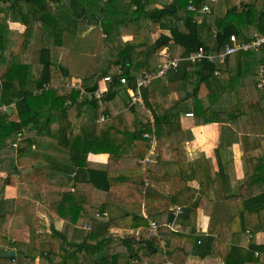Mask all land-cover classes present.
Returning <instances> with one entry per match:
<instances>
[{"label":"trees","instance_id":"1","mask_svg":"<svg viewBox=\"0 0 264 264\" xmlns=\"http://www.w3.org/2000/svg\"><path fill=\"white\" fill-rule=\"evenodd\" d=\"M204 1L0 0V68L5 67L0 76L3 84L0 103L16 104L15 111L9 114L0 112V150L7 146L10 136L19 133L24 139L35 135L52 137L69 151L72 169L84 167L91 152H107L111 161L95 171L96 180L87 179V183L106 193H111L112 187L119 186L121 190L126 186L127 194L138 201L148 197L144 191L149 186L150 174H160V169L156 171L151 162H140L151 146L144 133L152 129V117L158 159L163 161L167 155L180 151L176 158L177 170L172 171L173 174L161 175L175 183L173 193L167 195L165 208L161 209L162 216L157 218L158 234L149 238L116 237L111 232L116 221L131 228L145 225L147 218L125 212V202L122 201V214L116 219L103 220L101 217L106 216L107 205L98 202L95 204L100 210L99 217L94 218L91 230L79 240L55 230L45 239L35 235L31 241L16 240L10 245L16 248V254L4 257L1 255L3 250H0V264H36L37 257H44L50 264H145L147 261L154 264L157 256L161 257L157 260L164 264L168 260L184 264L189 255L201 258L219 256L224 264H264V244L251 243L245 249L230 242L232 237L247 229L252 234L264 230V87L260 88L256 83L258 71L264 65V46L260 50L231 54L223 61L218 58L201 62L182 60L176 68L181 92L178 99L164 101L161 90L155 86L162 78L154 80L144 87L151 93L148 97L151 103L145 100V105L128 104L125 110L99 121L93 134L77 132L70 117V109L77 116L89 110H96L100 115L97 100L85 98L81 92L82 89L95 92L102 77L111 72L112 80L109 90L104 93V104L114 101L122 85L135 86L137 76L127 68L136 56L141 57L136 69L153 72L158 70L160 63L158 49L171 42L183 47V56H189L199 47L207 53L218 54L232 35L245 41L252 38L254 30L264 34V0L239 5L225 0L220 6L221 13L217 12L214 2L207 13L189 10L190 2L201 6ZM8 18L24 23L25 30L12 29ZM81 22L101 24L111 41H119L125 31L134 32L135 36L120 47L123 51L119 60L121 66L117 64L119 67L116 66L115 71L105 69L101 74L84 79L80 87H76L62 81L67 72L59 61V54L51 47L62 43V35L76 29ZM38 25L43 28V46L33 54L29 45ZM157 26L169 28L170 33H161L154 39L151 32ZM115 28L117 34H113ZM138 47L144 48L137 50ZM121 76H126L128 82L121 83ZM45 84H49L48 88L44 87ZM202 86L206 87L207 93L201 96ZM187 101L193 102L195 124L229 123L242 133L247 170L237 193H231L228 172L224 160L219 157L221 148L215 149L217 168L205 155L188 160L181 152L182 142L193 137L190 130L188 135L181 132V114ZM254 110L262 115L259 133L250 131ZM113 162L127 163L131 168L116 173L113 172L116 170ZM5 163L10 164L6 167ZM2 169L7 175L0 177V235L8 231L12 214L3 206L2 191L15 180L17 166L12 159L0 155ZM193 179L199 182V188L188 185ZM74 180L79 181V177ZM219 180L226 189L225 193L229 194L220 197L222 200L211 196ZM45 183H48L47 179ZM128 186H136L138 194L133 195ZM128 199L131 198L125 197V201ZM176 203L184 204L180 213L184 216H190L199 207L206 209L210 214L206 233L192 231L185 234L175 230L169 221L175 217L170 204ZM71 207L76 216L65 213L70 220L68 226L76 224L74 222L84 206ZM58 212L65 217L61 210ZM44 242L50 245L46 252L42 249ZM256 250L260 251L259 256L255 255Z\"/></svg>","mask_w":264,"mask_h":264},{"label":"crops","instance_id":"2","mask_svg":"<svg viewBox=\"0 0 264 264\" xmlns=\"http://www.w3.org/2000/svg\"><path fill=\"white\" fill-rule=\"evenodd\" d=\"M230 1L233 5H239L241 2H255L259 0ZM7 20L9 26L19 32H23L26 28V25L20 21H14L10 18ZM254 31L257 32V30ZM42 32L43 28L41 25H38L35 29L34 39L29 45L30 53L37 54L36 52L43 46ZM119 32H122V28ZM117 33L118 30L115 28V33L113 32V34ZM161 33L168 34L170 30L169 28L157 26V29L151 32V35L155 39ZM134 36V32L125 31L119 41L116 39H112L111 41L101 24L94 25L87 24L86 22L79 23L76 29L72 28L70 31H66L62 35V40H60L62 43L58 45L53 44L51 47L59 54V61L67 72V75L63 76L62 81L65 83H78L80 85L84 79L101 74L105 69L115 71L116 66H121L119 60L122 43L129 42ZM143 48L138 47L137 50ZM163 50L168 52L172 57H184L182 55L183 47L171 42L158 49L157 53L160 55V63L162 61ZM34 60H36V55L34 56ZM140 61L141 57L136 56L132 64L127 68L136 76L145 71V68L140 70L135 68L136 63ZM0 69L3 72L5 67H1ZM177 70H173L169 77L167 75L159 83L158 81L156 82L157 85L155 86L161 90V97L164 101L176 100L181 95ZM111 73L108 75H111ZM103 78L104 76L99 81V86L104 88V93H106L109 90L110 81L106 82ZM127 88L129 87L122 85L114 101L104 104V109L106 110L104 112L105 119L111 118V116L125 110L128 104H131V98L130 102H128L122 96V91H127ZM205 93H207V89L205 86H202L200 95L202 96ZM141 95L143 101L141 105H145V100H149L150 102V98L148 97H150L151 93L149 94L147 88L141 90ZM192 104L193 102L187 101L184 112L181 114V132L183 135H188V130H190L193 134L192 139H185L182 142L181 152L186 155L188 160H195L205 155L212 159L214 166L217 168V154L215 149L221 148L222 151L219 157H222L224 160L225 169L228 172L230 180L231 193H237L247 170L242 133L235 130L229 123L211 122L201 125L195 124L194 116L186 115L188 112L193 113L194 106ZM70 117L75 130L87 134H93L94 131H97V123L102 121L99 119L100 115L96 110H89L85 114L77 116L76 112L70 109ZM253 118L254 121L250 124V131L259 133L262 115L258 110H254ZM152 125V129L145 131V133L154 132L153 117ZM7 143V146L0 150V155L14 161L17 166V176L2 191L3 206L12 212L8 231L0 235V250H3L2 252L11 248L16 250L15 247L10 246L13 241H31L35 235H40L42 239H45L47 234L53 233V230L66 233L70 239L76 238L79 240L82 236L88 234L86 226H92L96 214L100 213L98 205L95 204L98 202H104L107 205L104 211L107 212L106 216L101 217L103 220L118 218L122 214V201L125 202V212L147 218L145 225L131 228L115 220L117 224L111 228V232L116 237L139 236L143 238L144 236L145 238H149L152 236L149 226L150 221H157V218L162 216L161 209L166 206L167 195L173 193V183L175 182L161 175L162 173L173 174L172 171L177 170L178 160L176 158L180 151L171 153L163 161H160L157 156L159 152L158 142L155 155L150 161L151 163H148L156 167V171L160 169V174H150L148 178L149 186L144 191L148 197L145 196L142 201L130 197L132 195L127 194L126 186H122L121 190L119 186L112 187L111 193H106L102 189L92 188L87 183V179L96 180L95 171L101 169L102 166L111 161L110 154L107 152H91L87 156V163L84 167H73L72 169L69 151L63 149L52 137L35 135L31 139L25 136L24 139L23 134L20 136L16 134L10 136ZM18 144H20L19 147ZM9 164L5 163V166L8 167ZM121 165L113 162L112 166L116 169L113 172L123 173L122 170H126L127 172V169L129 170L131 168V165L128 166L127 163ZM6 175L7 171L5 169L0 170V177H5ZM235 176L242 178L238 187L233 186ZM77 177H79V181L74 180ZM46 179L48 183H45ZM40 184H43V186H40ZM221 184V180H219L216 189L211 192V196L214 198L217 197L218 200H222L220 197L229 195L225 193L226 189ZM188 185L196 188L200 186L196 179L188 181ZM128 189L133 195L138 194V188L136 186H128ZM125 197L131 199L125 201ZM71 205H75V207L79 205L84 206L80 209V215L77 221L74 222L73 220L76 223L74 226H68L67 222L70 220L67 219L65 214L68 213L72 216L74 213L76 216V211L71 210ZM183 205L177 203L170 204V208L174 209L180 206L183 210ZM58 210H61L65 214V217H62ZM209 221L210 214L206 209L199 207L190 216L178 214L169 222L175 230L181 233L186 234L194 231L202 234L208 230ZM230 242L238 244L245 249L251 243L262 245L264 244V230L252 234L247 229L246 232L232 237ZM48 248H50V245L44 242L42 246L43 252H46ZM160 258L157 256V259ZM157 259L154 261V264H164ZM36 264L50 263L44 257H37ZM145 264H148V261ZM166 264H174V262L168 260ZM184 264H224V262L219 256L211 255L201 258L195 255H189Z\"/></svg>","mask_w":264,"mask_h":264},{"label":"built area","instance_id":"3","mask_svg":"<svg viewBox=\"0 0 264 264\" xmlns=\"http://www.w3.org/2000/svg\"><path fill=\"white\" fill-rule=\"evenodd\" d=\"M216 0H206L202 3L201 6H197L194 3L190 2L188 8L189 10L192 11H200V12H210L211 11V4L215 2ZM264 46V34L260 32H255L252 36L251 39L241 41L238 40L235 35H232L230 37V40L225 44L224 49L222 52L218 54L214 53H207L205 52V49L203 47H199L198 50L192 52L189 56H175L172 57L168 52L163 50L162 52V61L159 64L158 70L157 71H148L145 70L141 74H139L136 77V83L135 86L127 88V93L131 98V103H140L142 104V95H141V90L142 88L148 86L150 83H152L154 80L164 78L168 75V73L171 70L176 69L180 62L182 60H190L191 62H201L204 59H208L209 61H213L215 58H218L220 61L225 60L229 55L238 53V52H246L249 50H260ZM220 74L219 72H217ZM104 81H111L112 76L111 75H106L104 76ZM120 82L121 83H127V77L126 76H121L120 77ZM256 83L258 87H264V65L261 66L260 70L258 71L257 74V79ZM67 85L70 86H76L80 87L78 83H70L67 82ZM2 79L0 77V88H2ZM49 84H45V88H48ZM104 91L105 89L100 87L95 91V92H86L85 90L82 89L81 94L88 99H95L97 100V104L100 108V120H104L106 118L105 114L103 113L104 110V103H103V97H104ZM16 110V104L15 102L11 103H0V112L9 114L13 111ZM186 115L188 116H193L192 112H188ZM21 134L19 133L18 136ZM144 136L149 138L151 141V146L148 150V152L140 159V162L142 164H146L152 160V158L155 155V149H156V138L154 133H144ZM182 212V209L180 206H177L173 209V214L177 216ZM96 216L99 217V214H96ZM150 231L152 235L158 234V223L154 220L150 221ZM87 231L89 232L91 230V226L87 225L86 226ZM261 253L259 250L255 251V255L259 256ZM264 258V256H263Z\"/></svg>","mask_w":264,"mask_h":264},{"label":"water","instance_id":"4","mask_svg":"<svg viewBox=\"0 0 264 264\" xmlns=\"http://www.w3.org/2000/svg\"><path fill=\"white\" fill-rule=\"evenodd\" d=\"M122 96L124 99H126L128 102H130V97L128 96V94L125 90L122 91ZM15 254H16V250L14 248H11V249L1 253V255L4 257H13Z\"/></svg>","mask_w":264,"mask_h":264},{"label":"rangeland","instance_id":"5","mask_svg":"<svg viewBox=\"0 0 264 264\" xmlns=\"http://www.w3.org/2000/svg\"><path fill=\"white\" fill-rule=\"evenodd\" d=\"M225 0H217L216 2H214L215 4H216V10H217V12L218 13H220L222 10V8L220 9V6H221V4L224 2ZM96 31H98V29H96ZM1 69H0V76H1ZM241 181H242V178L241 177H239V178H237V176H235V183H234V185L233 186H239L240 185V183H241Z\"/></svg>","mask_w":264,"mask_h":264}]
</instances>
